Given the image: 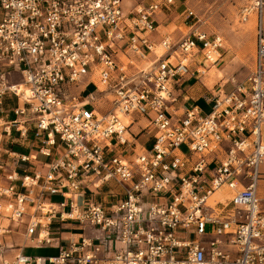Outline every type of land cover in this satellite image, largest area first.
<instances>
[{"label": "built area", "instance_id": "2783aa9c", "mask_svg": "<svg viewBox=\"0 0 264 264\" xmlns=\"http://www.w3.org/2000/svg\"><path fill=\"white\" fill-rule=\"evenodd\" d=\"M174 2L0 0V120L15 99L2 133L32 135L52 157L30 171V155L0 147L11 159L0 180V264H264V0L238 10L240 22L254 20L253 67L206 97L209 112L195 105L182 117L174 82L217 64L224 40L199 17L175 41L150 40L153 15ZM86 75L95 90L73 92ZM136 116L148 119L149 147L130 135ZM221 187L230 195L210 203ZM3 219L24 224L23 243L36 246L55 241L54 222L90 233L56 255L22 245L10 254Z\"/></svg>", "mask_w": 264, "mask_h": 264}, {"label": "crops", "instance_id": "0c3cea01", "mask_svg": "<svg viewBox=\"0 0 264 264\" xmlns=\"http://www.w3.org/2000/svg\"><path fill=\"white\" fill-rule=\"evenodd\" d=\"M148 0H140V2L135 1L133 3H130V5L134 6L136 4H144ZM250 0H246V2L242 3L240 5L243 6L246 3H248ZM189 0H175L174 4L167 8H162L161 10L157 11L153 15V19L155 20V23L157 24V31L151 33L149 35V39L158 42L160 38L165 35L164 29L170 26L171 24H174L175 26H182L186 25V27L190 28V24L192 19L196 16L193 11L190 9V6L188 4ZM131 6V7H132ZM123 7L126 9V4L123 0ZM239 7V8H240ZM192 11V15L188 16V11ZM253 19V17H252ZM181 32L177 31L173 35L170 36V38L175 41L180 38ZM226 45L223 44V48L221 51V57L219 59V63H221V68H218L216 65L210 66L207 63H204L205 65V72L204 73H198L194 75H185L183 77H180L176 82L173 84V94L176 96V100L173 103V107L175 108L176 117H182L184 115V112L186 109L197 106L202 112L207 113L210 111L211 103L207 101L206 97L208 95L219 93V92H227L232 87V80L233 81H240L245 78L242 77H232L230 80L226 79L225 75H230L232 72L237 68V64L231 65L230 62L233 60L234 57L238 56L239 51L242 49H245L247 52H253L255 48V37L254 34L250 35L249 37H246V40L243 37V33L240 30L235 31L234 33L229 31L225 33ZM245 40V44H242ZM150 57H153V54L149 55ZM170 61H174V58L171 57L169 59ZM253 62H254V52H253ZM196 64L191 65V70H195ZM253 66V65H252ZM219 70L223 71L221 75H219ZM95 79V78H94ZM95 81V80H94ZM92 87L90 91L95 90L94 83H89L87 80L85 83L80 84L73 88V92H79L81 89H84L83 93H87V88ZM88 91V92H90ZM8 98V97H7ZM11 99V98H8ZM12 100V99H11ZM15 101H13V104ZM136 120L134 123L130 125V127L135 124V131L131 130L129 127V132L132 138L135 140V142L139 145H144L142 142V139H145L147 141H152V135L149 133L150 127L148 125V119L143 116H136ZM131 130V131H130ZM261 135L262 140L264 142V123L261 126ZM12 140V139H11ZM14 141V139L12 140ZM21 148V150H14L13 146L9 147L10 149L23 154H28L31 157L32 165L29 166L27 163L21 164L22 166H29L27 167L28 170H33L34 167L37 168H43V164L47 161L51 160L52 157L45 156L39 152L38 144L33 142L30 147L29 145H17ZM145 146V145H144ZM3 147V146H2ZM147 147V146H145ZM61 151V148L57 150L55 155L57 156ZM9 159L6 158V156H0V180L3 177V172L9 170L11 168V165L9 164ZM19 168L20 172H23L26 168ZM260 169L262 172H264V162L261 164ZM230 195L229 191L225 187H221L218 191H216L213 195L209 197V200H212L213 202H218L220 200H223L224 197H228ZM51 199L53 201H59L61 200L60 194H54L51 195ZM76 202L80 201V198H75ZM54 229L51 230L52 236L54 237L55 241L51 244H45V245H34L28 241H25L23 243V240L21 241L22 245V251L24 253L29 254L28 252H25L28 247L34 248V249H52L53 251L51 253H37V254H31L35 256H52L56 255L61 248H64L68 244V239L70 237H77L80 233H90V229L88 227H85L84 229L76 224V223H70L65 222L62 224H59L57 222ZM112 248H114L115 244L114 242L111 243ZM15 249L9 250V253L12 254Z\"/></svg>", "mask_w": 264, "mask_h": 264}, {"label": "rangeland", "instance_id": "374dc122", "mask_svg": "<svg viewBox=\"0 0 264 264\" xmlns=\"http://www.w3.org/2000/svg\"><path fill=\"white\" fill-rule=\"evenodd\" d=\"M140 2V0H124L126 4V9H130L132 5L130 3ZM246 2V0H189L188 4L190 6V9L193 11V13L196 15L194 19L191 20V22H194L197 17L200 18V22L197 24L199 25L200 29L205 30L209 34H219L222 36L223 40L225 38V33L231 31L235 32L237 30L242 31L243 37L246 40V37H249L250 35L254 34L255 37V27H254V20L252 17L249 18L248 22L242 23L239 21L238 18V10L242 3ZM134 4V3H133ZM180 31L181 36L186 34L189 31V28L186 27V25L182 26H175L174 24H171L167 28L164 29L165 35H173L175 32ZM180 36V37H181ZM245 40L242 44H245ZM227 41V40H226ZM226 41L224 40V44L226 45ZM163 49L158 46L156 48V53L160 54L162 53ZM254 52V51H253ZM253 52H247L245 49H242L239 51L238 56L234 57L233 60L230 62L231 65L237 64V68L232 72L230 75H225L226 79H231L232 77L238 76L240 78L246 76L249 69L253 66ZM218 68H221V63L215 64ZM213 66V65H210ZM223 71L219 70V75H221ZM89 81V83L94 82V78L91 75H86L81 79V83H85L86 81ZM96 81V80H95ZM92 87H88L87 91H90ZM15 99H8L6 98L3 102V110L2 113V119L0 120V147H11L12 145H30L34 142L32 135L29 136L30 141H21L16 140L12 141V138L17 137V132L12 131V134L10 137L4 135L2 133V127L5 121L10 120L13 118L11 112L9 111L10 107L13 105V101ZM6 114V115H5ZM137 119V118H136ZM136 125L133 124L130 129L135 131ZM130 130V131H131ZM145 146L149 147L152 143V141H147L145 139H142ZM36 143L39 145V143L36 141ZM182 149H185L184 146H182ZM11 161V159H9ZM20 166V165H19ZM22 166V165H21ZM21 168V167H20ZM19 169V168H18ZM210 203H212V200H209ZM3 225L8 224V227L11 229L9 233L4 234V240L7 241L9 244H13L14 249L18 248L19 245H21L22 241V231L24 224L19 223L18 221H8L7 219H3L2 221ZM56 226V223L52 224V229H54ZM53 250L50 249H34L28 247L25 252H28L29 254H37V253H51Z\"/></svg>", "mask_w": 264, "mask_h": 264}, {"label": "trees", "instance_id": "16d2710c", "mask_svg": "<svg viewBox=\"0 0 264 264\" xmlns=\"http://www.w3.org/2000/svg\"><path fill=\"white\" fill-rule=\"evenodd\" d=\"M12 146H13L14 150H21V148L18 147L17 145H12Z\"/></svg>", "mask_w": 264, "mask_h": 264}, {"label": "bare ground", "instance_id": "6f19581e", "mask_svg": "<svg viewBox=\"0 0 264 264\" xmlns=\"http://www.w3.org/2000/svg\"><path fill=\"white\" fill-rule=\"evenodd\" d=\"M206 68V67H205Z\"/></svg>", "mask_w": 264, "mask_h": 264}]
</instances>
